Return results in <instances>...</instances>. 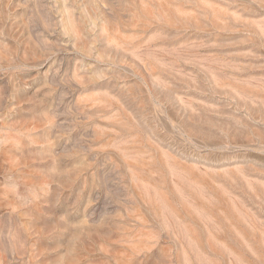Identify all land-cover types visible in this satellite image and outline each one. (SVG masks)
I'll list each match as a JSON object with an SVG mask.
<instances>
[{"label": "rangeland", "instance_id": "obj_1", "mask_svg": "<svg viewBox=\"0 0 264 264\" xmlns=\"http://www.w3.org/2000/svg\"><path fill=\"white\" fill-rule=\"evenodd\" d=\"M0 264H264V0H0Z\"/></svg>", "mask_w": 264, "mask_h": 264}]
</instances>
